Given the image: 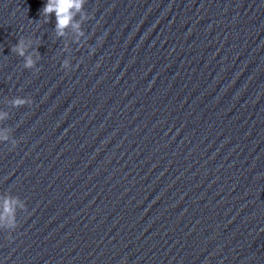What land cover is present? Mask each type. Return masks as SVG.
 I'll use <instances>...</instances> for the list:
<instances>
[{"label": "water", "instance_id": "obj_1", "mask_svg": "<svg viewBox=\"0 0 264 264\" xmlns=\"http://www.w3.org/2000/svg\"><path fill=\"white\" fill-rule=\"evenodd\" d=\"M45 4L0 0V264H264V0Z\"/></svg>", "mask_w": 264, "mask_h": 264}, {"label": "clouds", "instance_id": "obj_2", "mask_svg": "<svg viewBox=\"0 0 264 264\" xmlns=\"http://www.w3.org/2000/svg\"><path fill=\"white\" fill-rule=\"evenodd\" d=\"M87 0H46V4L40 12L43 17V22L48 23L49 18L54 15L55 27L54 31L58 38L65 36V30L71 27L75 33L74 43L80 44L85 38V33L82 30V22L89 20V17L84 11V5ZM80 15V21H75V16ZM31 41L26 42L20 39L18 43L11 48V52L24 58V68L34 69L39 59L37 51L29 52ZM67 54V46L63 50ZM35 57V58H34ZM61 67L68 71L71 69L69 59L62 61ZM32 101L24 98H14L7 102V106L11 108H21L25 105H30ZM10 118L7 111H0V123L7 121ZM11 129L8 127H0V144L11 143L12 148L16 147L17 142L12 139ZM25 203L17 196L10 193H0V231L12 232L18 227L17 211L25 212ZM11 239V236L8 237Z\"/></svg>", "mask_w": 264, "mask_h": 264}]
</instances>
